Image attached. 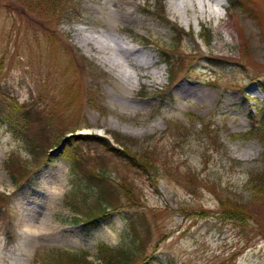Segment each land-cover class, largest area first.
Here are the masks:
<instances>
[{"label":"rangeland","instance_id":"obj_1","mask_svg":"<svg viewBox=\"0 0 264 264\" xmlns=\"http://www.w3.org/2000/svg\"><path fill=\"white\" fill-rule=\"evenodd\" d=\"M171 1L63 0L51 16L0 0V104L30 101L48 121L37 138L22 110L12 113L15 124L0 119V264L81 254L104 264L100 245L139 250L147 264H264V198L248 185L264 173V141L256 137L264 114V0H246L248 12L220 0L221 19L189 21L172 13ZM79 32L117 34L154 63L109 66L79 44ZM169 56L173 78L162 62ZM68 80L71 96L82 90L83 100L66 95ZM64 130L114 145L116 138L156 168L138 171L127 155L75 139L44 156L38 140L50 144ZM72 152L106 177L95 183L76 174ZM20 162L30 170L15 182L9 170ZM100 185L118 208L87 225L75 199L90 206ZM226 197L245 205L243 224L218 212Z\"/></svg>","mask_w":264,"mask_h":264},{"label":"trees","instance_id":"obj_2","mask_svg":"<svg viewBox=\"0 0 264 264\" xmlns=\"http://www.w3.org/2000/svg\"><path fill=\"white\" fill-rule=\"evenodd\" d=\"M20 3L24 8L27 10L35 11L37 10L43 15H51L55 16L56 9L62 10L63 9V0H19ZM229 3L233 4H239L240 7L243 10H246L248 12V7L246 4V0H228ZM60 7V8H58ZM250 15V13H248ZM178 40L174 39L172 40L170 45H174ZM48 41H46L47 43ZM50 44V42H48ZM167 55L166 50H164V56ZM171 56L164 57L163 62L167 63L168 69H169V76L172 78L176 75L175 69V61H172ZM66 95L73 94L72 91V84L73 82L66 83ZM264 87V84H262ZM82 92L79 91L76 94H74L72 99L77 97L79 100H83V92L81 95H78V93ZM85 94V93H84ZM85 96V95H84ZM65 97V96H64ZM72 100H70L71 102ZM68 102V106L71 105L73 102ZM79 102V101H78ZM9 100L6 99V102L4 104H0V119L4 122H11L13 121L14 124L17 123V119H11L12 113L18 112L22 110L21 114V120L23 122L24 127L26 128H34L37 127L38 133L37 138L42 136L44 134L43 128L47 126L48 121L42 122L41 119H39V113L38 110L33 107V103L30 101H23L22 103H18V100H14V105H9ZM60 104H56L55 107L59 106ZM8 106V111H5L3 107ZM6 113H9V116H6ZM263 120H264V114L260 117L259 120V126L256 128V137L264 141V130H263ZM80 128V127H75ZM71 129L70 131H72ZM110 133V132H109ZM65 130L61 131L54 140L49 144L43 140V138L39 139L37 142L39 144V148H45L44 156H47L48 151L47 148L51 149L52 147H57L62 143L66 142L68 145H72L74 142L73 139H75L76 142L82 143V144H94L101 146L103 149H105L107 152L115 155L118 158H122L127 155V159H130V165L131 167L135 168L138 171H146L150 170L149 172L154 171L156 168V165L154 161L147 155H140V156H133L128 154L126 151V148H124L125 144L121 143L118 139H114V144H112L109 139L106 137L97 135V134H85V135H75V136H66ZM36 135V132H35ZM29 139L26 141L29 148H32L34 146H29L28 142H33V138L31 136L28 137ZM72 167L74 169V172L77 174L79 173L80 176L84 179H87L89 182L103 180L106 175L104 173V169L100 166H97L94 163H85L82 157L79 155V153L72 152ZM129 155V156H128ZM22 163H19L18 168H13V170H9V174L11 178L15 182H19L21 180H26L29 174V170L27 166L21 165ZM8 169V168H7ZM94 184V182H93ZM249 185V191L252 193V195L256 196L258 200H262L264 198V173L261 176H256L255 178H251L248 182ZM100 190L97 192V195L93 196L94 202L88 206L81 200L75 199V201H79L77 205H75V211L76 214L80 215V213H83L85 215V224L92 225L97 219L102 218L106 216L108 209H117L118 206L110 199V197L107 194L106 185H100ZM106 195V196H105ZM219 209L218 212L223 216L224 218L234 221L237 224L241 225L245 221L248 220L247 217V210L245 208V205L241 202H238L235 199L232 198H219L218 200ZM79 219H82L81 215ZM99 250L104 259V264H147L149 258L143 257L142 253L137 251H131L129 249H123V248H117V250H112L110 248H107L106 246H99ZM86 254H81L77 256H67L66 258L58 257L55 258L54 264H92L88 260H86ZM142 256V257H141Z\"/></svg>","mask_w":264,"mask_h":264},{"label":"bare ground","instance_id":"obj_3","mask_svg":"<svg viewBox=\"0 0 264 264\" xmlns=\"http://www.w3.org/2000/svg\"><path fill=\"white\" fill-rule=\"evenodd\" d=\"M169 5L173 14L181 15L182 18L189 21L191 15L197 18L204 17L208 19L218 15V12L215 10L216 5L222 6V2L216 0L215 5H212L205 0H172ZM77 41L87 51L94 50L100 60L109 66H121V64L125 63L134 68L147 69L154 63L151 57L145 56L140 50L132 49L122 44L123 39L119 36L107 38L104 34L88 36L79 32ZM141 76L149 78L151 75L149 73H142Z\"/></svg>","mask_w":264,"mask_h":264}]
</instances>
